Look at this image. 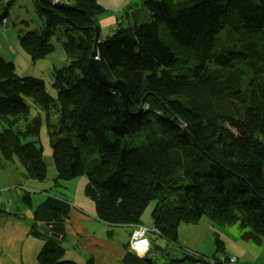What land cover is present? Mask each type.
<instances>
[{
	"label": "trees",
	"instance_id": "1",
	"mask_svg": "<svg viewBox=\"0 0 264 264\" xmlns=\"http://www.w3.org/2000/svg\"><path fill=\"white\" fill-rule=\"evenodd\" d=\"M73 2L58 8L38 0L42 29L19 34L32 64L54 50L53 37L65 39L68 64L53 71L57 98L44 80L20 77L0 56V160H18L24 178L44 182L38 138L45 124L55 186L85 176V194L110 239L117 226L143 225L155 202L149 252L137 256L129 241L122 264H156L178 244L181 223L203 217L238 226L243 239L264 246V0H144L142 10L126 12L129 25L100 42L99 59L109 81L127 83L128 110L88 68L105 9L98 0ZM33 105L44 115L33 114ZM29 195L22 202L33 208ZM70 211L55 196L33 209L30 235L43 241L39 264H80L66 258ZM215 238L219 261L223 243ZM203 260L185 254L167 264Z\"/></svg>",
	"mask_w": 264,
	"mask_h": 264
},
{
	"label": "rangeland",
	"instance_id": "2",
	"mask_svg": "<svg viewBox=\"0 0 264 264\" xmlns=\"http://www.w3.org/2000/svg\"><path fill=\"white\" fill-rule=\"evenodd\" d=\"M14 3L15 4L8 13L9 23L7 25L0 24V56L4 59L6 58V60L8 58V61H11L15 65V71L20 77H36L44 80L49 94L57 98L58 92L53 87V71L55 68L61 69L68 64V58L62 46V42L65 39L60 33L53 37L51 42L54 45V50L45 58L32 64L28 54L20 45L19 34L27 31H40L43 27L44 20L38 14L37 2L31 0H16ZM139 5H141L140 1ZM32 113H41L44 115L35 105L32 107ZM38 140H40V144L43 147V156L47 165V178L42 183L51 184V189L48 191L47 195L38 194L33 191L29 192L33 201V203H31L33 208L22 202L21 198H23L24 194L22 190H18L14 193L12 192L8 195H11L10 198L14 201L15 205L17 204L20 210L26 213L27 220L33 215L34 207L39 205V198L55 196L67 198L69 201H74L75 198H89L85 194L84 187H86L85 183L87 180L85 176H80L72 180L60 181L59 185L57 187L55 186L54 183L58 176V172L53 159V150L45 124H43ZM16 164L19 168H23L18 160ZM7 180L5 176L1 175L0 171V184H5ZM2 193L5 194L6 191L2 190ZM175 199L176 196L172 197L173 201ZM88 200L95 207L94 202L90 198ZM155 204V202H152L142 214L141 222L143 225L133 226V232L130 238L140 226H146L152 231L148 233L149 239H155V233L157 231L152 228L153 221L151 217ZM88 227L90 231L94 230L91 229L90 226ZM101 233H103V231ZM215 233L220 235L223 243L222 248L224 250V254L218 255L219 261L213 260V256L216 253ZM241 235L242 231L238 226H217L207 217H203L197 224L181 223L179 227L178 244L169 245L166 253L164 252L161 256L156 257V264H167L168 259H181L185 254L204 257L203 262H186L187 264H264V246H259L251 241H247L243 239ZM122 236H124L125 241L128 239V235H123L122 233ZM156 243L163 247L166 246V242L162 239H158ZM226 258L229 260L225 261ZM230 259L235 262L231 263ZM67 260H69V258ZM77 261L80 260L77 259ZM78 263L84 264L81 262Z\"/></svg>",
	"mask_w": 264,
	"mask_h": 264
},
{
	"label": "crops",
	"instance_id": "3",
	"mask_svg": "<svg viewBox=\"0 0 264 264\" xmlns=\"http://www.w3.org/2000/svg\"><path fill=\"white\" fill-rule=\"evenodd\" d=\"M98 2L105 9L103 15L98 18L100 42L112 36L119 27L129 25L126 12L132 14L144 8V0H98ZM73 3V0H61L60 4L71 6ZM14 4L13 2L9 5L8 13ZM0 171L1 175L8 179L5 184H0V264H39L37 258L43 241L30 235L33 215L27 220L26 213L21 211L11 200V195H8L18 190H22L24 194L33 191L47 195L51 184L24 178L23 168H19L15 161L0 160ZM86 184L87 180L85 186ZM2 190L7 194H3ZM29 196L31 198V195ZM39 199L40 205L47 198ZM88 199L75 198L74 201L67 199L71 204V211L66 221L68 234L65 240L66 258L75 261L79 259L77 262L81 263H87L92 259L93 264H122V258L126 253L124 246L129 243L133 227H116L114 239L108 238V226L96 218V209ZM2 211L12 215L3 214ZM14 214L18 216L14 217ZM88 226L94 230L90 231ZM122 233L128 235L126 241Z\"/></svg>",
	"mask_w": 264,
	"mask_h": 264
},
{
	"label": "water",
	"instance_id": "4",
	"mask_svg": "<svg viewBox=\"0 0 264 264\" xmlns=\"http://www.w3.org/2000/svg\"><path fill=\"white\" fill-rule=\"evenodd\" d=\"M55 7L58 8H64L68 7L69 5L65 4H53ZM99 44H100V26L96 27V37H95V42H94V48L93 51L91 52V56L89 58L88 62V68L95 78L100 84L106 86L107 88L117 90L120 94V97L122 99L123 106L126 110H128V102L130 99V92L128 85L125 81L119 79L116 82H111L107 79L105 73L101 69V64H100V59H99ZM183 130L188 133L190 136V132L186 126L183 127ZM39 230L46 234L49 235L51 234V231L49 228H47L44 224H40ZM54 237L59 238L58 235L52 234Z\"/></svg>",
	"mask_w": 264,
	"mask_h": 264
},
{
	"label": "built area",
	"instance_id": "5",
	"mask_svg": "<svg viewBox=\"0 0 264 264\" xmlns=\"http://www.w3.org/2000/svg\"><path fill=\"white\" fill-rule=\"evenodd\" d=\"M16 0H0V24L7 25L9 23L7 14L3 16L4 10ZM37 2L38 0H31ZM52 4H60L61 0H50ZM1 195V189H0ZM150 229L146 226H140L132 235L130 239V250L137 256H145L150 250V239L148 237ZM234 263V260H231Z\"/></svg>",
	"mask_w": 264,
	"mask_h": 264
}]
</instances>
